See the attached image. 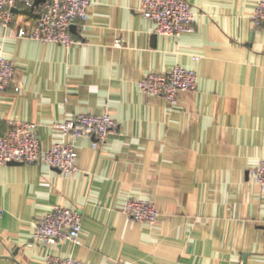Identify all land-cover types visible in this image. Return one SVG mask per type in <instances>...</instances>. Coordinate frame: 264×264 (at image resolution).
<instances>
[{"label":"crops","instance_id":"crops-1","mask_svg":"<svg viewBox=\"0 0 264 264\" xmlns=\"http://www.w3.org/2000/svg\"><path fill=\"white\" fill-rule=\"evenodd\" d=\"M256 1L188 0L194 21L175 36L155 33L141 0H91L70 46L16 35L37 16L15 12L12 25L0 24V53L15 67L0 90V133L33 121L47 148L62 139L55 124L75 113L115 122L105 141L69 139V173L0 164V264H43L46 254L89 264H264V191L253 172L264 158ZM176 64L195 70V90L170 102L138 88L145 73ZM130 197L153 201L156 220L131 219L122 209ZM55 204L83 214L80 244L33 237L34 221Z\"/></svg>","mask_w":264,"mask_h":264},{"label":"built area","instance_id":"built-area-1","mask_svg":"<svg viewBox=\"0 0 264 264\" xmlns=\"http://www.w3.org/2000/svg\"><path fill=\"white\" fill-rule=\"evenodd\" d=\"M34 0H0V24L14 23V8L29 9ZM91 0H45L40 4L36 23L31 29L19 27L16 35L41 42H54L70 46L76 40L71 34V25L84 22L89 14ZM140 12L155 24V33L175 35L188 32L195 17V10L188 0H141ZM255 26L264 27V0H257L251 14ZM115 43H119L115 39ZM196 58V57H195ZM12 60L0 53V90L7 88L14 77ZM138 88L148 96H163L175 102L179 91L197 88L194 69L176 64L168 71L147 72L137 81ZM114 120L109 113L78 112L55 125L62 139L42 148L38 135V124L33 121L15 120L5 133H0V164L10 162H44L69 173L76 168V150L70 138L94 136L105 141L114 130ZM256 182L264 191V158L259 159L253 169ZM123 211L133 220L153 223L158 214L157 205L148 199L130 197ZM4 208L0 205V215ZM83 214L75 208L55 204L34 221L33 237L45 242L68 239L74 244L82 242ZM43 264H89L72 256L58 257L46 254ZM109 264V263H105Z\"/></svg>","mask_w":264,"mask_h":264},{"label":"water","instance_id":"water-1","mask_svg":"<svg viewBox=\"0 0 264 264\" xmlns=\"http://www.w3.org/2000/svg\"><path fill=\"white\" fill-rule=\"evenodd\" d=\"M45 0H34L33 6H31L29 9H20V8H14L13 11L14 12H21V13H25L28 15H33V16H37L38 17V13H36L34 11L36 6H39L40 3L44 2ZM11 163H16V162H11Z\"/></svg>","mask_w":264,"mask_h":264}]
</instances>
